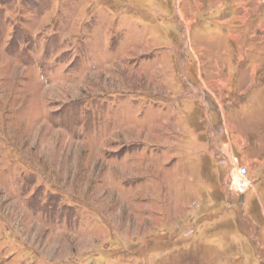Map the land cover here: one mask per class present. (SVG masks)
I'll return each mask as SVG.
<instances>
[{
  "label": "rangeland",
  "instance_id": "374dc122",
  "mask_svg": "<svg viewBox=\"0 0 264 264\" xmlns=\"http://www.w3.org/2000/svg\"><path fill=\"white\" fill-rule=\"evenodd\" d=\"M0 264H264V0H0Z\"/></svg>",
  "mask_w": 264,
  "mask_h": 264
},
{
  "label": "built area",
  "instance_id": "2783aa9c",
  "mask_svg": "<svg viewBox=\"0 0 264 264\" xmlns=\"http://www.w3.org/2000/svg\"><path fill=\"white\" fill-rule=\"evenodd\" d=\"M247 172V168L245 166H240L236 169V174L239 177L238 181L231 180L229 187H231L235 192H238L239 194L245 192V188L247 186V182L244 179V176Z\"/></svg>",
  "mask_w": 264,
  "mask_h": 264
}]
</instances>
